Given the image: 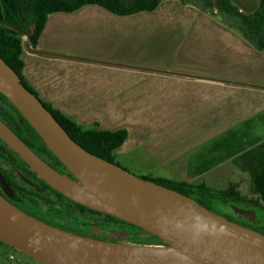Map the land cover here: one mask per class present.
Masks as SVG:
<instances>
[{
	"label": "crops",
	"instance_id": "crops-1",
	"mask_svg": "<svg viewBox=\"0 0 264 264\" xmlns=\"http://www.w3.org/2000/svg\"><path fill=\"white\" fill-rule=\"evenodd\" d=\"M22 58L42 102L126 130L119 154L144 149L178 182L236 185L264 206V53L221 20L179 0L125 17L88 5L50 15Z\"/></svg>",
	"mask_w": 264,
	"mask_h": 264
},
{
	"label": "water",
	"instance_id": "water-1",
	"mask_svg": "<svg viewBox=\"0 0 264 264\" xmlns=\"http://www.w3.org/2000/svg\"><path fill=\"white\" fill-rule=\"evenodd\" d=\"M0 26L20 31L2 22ZM26 26L24 36L28 37L33 29ZM0 95L29 124L65 172L30 148L1 115L0 141L60 194L129 225L119 229V237L67 229L22 211L0 194L1 242L41 264H264V233L240 223L255 224L262 211L220 200L213 209L208 208L195 195L137 177L90 153L24 86L1 54Z\"/></svg>",
	"mask_w": 264,
	"mask_h": 264
},
{
	"label": "trees",
	"instance_id": "trees-1",
	"mask_svg": "<svg viewBox=\"0 0 264 264\" xmlns=\"http://www.w3.org/2000/svg\"><path fill=\"white\" fill-rule=\"evenodd\" d=\"M21 1L0 0V22L20 30L0 26V54L16 71L24 86L38 96L22 74L25 66L22 58L25 50L23 38L24 32L28 30L26 24L33 29L32 34L27 37V44L36 48L47 19L52 14L74 13L85 6L95 5L117 16L125 17L153 12L164 0H25L20 6ZM182 4L193 5L211 16L219 17L222 23L237 31L257 51L264 53V0H189V2L185 0ZM0 100L9 104L1 95ZM43 103L74 141L90 153L116 163V151L128 137L126 130L104 131L84 128L51 104ZM23 123L25 128L40 140L24 119ZM43 147L50 154L44 144ZM159 180L160 182H154L187 196L195 195L200 203L211 209L214 208L211 203L214 199L215 202L220 200L223 203L243 201L264 210V206L258 200L242 195L236 185H231L225 190H215L204 184L195 185L166 178ZM122 223L129 226L125 222Z\"/></svg>",
	"mask_w": 264,
	"mask_h": 264
},
{
	"label": "flooded vegetation",
	"instance_id": "flooded-vegetation-1",
	"mask_svg": "<svg viewBox=\"0 0 264 264\" xmlns=\"http://www.w3.org/2000/svg\"><path fill=\"white\" fill-rule=\"evenodd\" d=\"M0 114L11 129L38 155L55 169L65 172L60 163L47 151L40 140L25 128L23 117L9 104L0 100ZM0 194L22 211L50 224L94 232L109 236L107 230L114 232L126 229L121 221L84 207L42 181L17 156L0 141ZM228 219L234 220L232 216ZM258 231H263L264 223L240 222ZM263 228V229H262ZM0 264H41L20 251L0 241Z\"/></svg>",
	"mask_w": 264,
	"mask_h": 264
},
{
	"label": "rangeland",
	"instance_id": "rangeland-1",
	"mask_svg": "<svg viewBox=\"0 0 264 264\" xmlns=\"http://www.w3.org/2000/svg\"><path fill=\"white\" fill-rule=\"evenodd\" d=\"M179 1L182 3V1H185V0H179ZM186 1L189 2V0H186ZM190 6H193V5H190ZM195 8L200 10L197 7H195ZM200 11L203 12L202 10H200ZM203 13H205V12H203ZM216 18L220 20L219 17H216ZM132 41L134 42L133 39H132ZM23 42H24V45L26 47L27 42H28L27 37L24 36ZM115 162L119 166L126 169L129 173H131L137 177H141V178H144L147 180H151L153 182L154 181L160 182L159 178H166V177H167L166 179L173 180V181H176L175 179H178L176 176L173 175L172 172H169V170L166 169L165 167L163 169H157L155 167L154 163L151 161V157L149 156L148 152L145 151L144 149L127 151L123 154H119L117 151L115 154ZM211 186L213 188H219V189L224 188L225 189L228 187V184H226L225 182H223V183L221 182V184H219V185L218 184H212ZM211 203L213 206L216 205V202L214 199H212ZM235 203L237 205H240L243 207H247V208L250 207V205H248V203L243 202V201H239V202H235ZM255 208L257 210L262 211V216L258 220L261 223H264V210H262L259 207H255ZM105 232H107L108 234L110 233L109 236H113V237H119L120 235H122L120 231L114 232L112 230H107ZM262 232L264 233V229Z\"/></svg>",
	"mask_w": 264,
	"mask_h": 264
}]
</instances>
